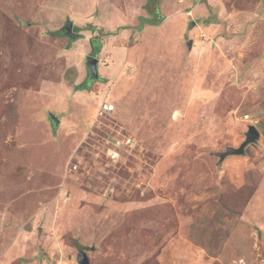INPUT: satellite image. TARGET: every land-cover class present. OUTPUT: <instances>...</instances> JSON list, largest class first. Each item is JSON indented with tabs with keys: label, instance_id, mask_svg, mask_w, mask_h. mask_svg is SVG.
<instances>
[{
	"label": "rangeland",
	"instance_id": "obj_1",
	"mask_svg": "<svg viewBox=\"0 0 264 264\" xmlns=\"http://www.w3.org/2000/svg\"><path fill=\"white\" fill-rule=\"evenodd\" d=\"M160 1L0 0V264H264V0Z\"/></svg>",
	"mask_w": 264,
	"mask_h": 264
},
{
	"label": "water",
	"instance_id": "obj_2",
	"mask_svg": "<svg viewBox=\"0 0 264 264\" xmlns=\"http://www.w3.org/2000/svg\"><path fill=\"white\" fill-rule=\"evenodd\" d=\"M60 33L64 34L66 37H68L71 40L79 39L81 36L80 34L73 32V23L72 22H68L60 30ZM193 44H194L193 40H190L187 42L186 46L189 50H191ZM98 66H99V60L97 58L92 57V56H88L86 58V67H87L88 73L90 75L91 81L99 79ZM51 118L53 119V121L55 120L56 123H59L58 119L55 116L52 115ZM260 136H261V134L255 126H253V125L249 126V130L246 133V139L241 144V146L239 148L230 147L225 152L219 153L218 155H219L220 159L224 160L225 158H227L229 156L245 155L246 148L251 144L257 143L260 139ZM78 261H79V264H90V260L88 258V255L85 252H81Z\"/></svg>",
	"mask_w": 264,
	"mask_h": 264
},
{
	"label": "built area",
	"instance_id": "obj_3",
	"mask_svg": "<svg viewBox=\"0 0 264 264\" xmlns=\"http://www.w3.org/2000/svg\"><path fill=\"white\" fill-rule=\"evenodd\" d=\"M191 16V13L189 14ZM116 110L115 105L104 101L101 103V107L99 109V117H110ZM107 150L105 155L113 162H118L122 159L123 153L128 151L129 149L135 148V142L132 137L120 135L118 137H114L113 139L107 140Z\"/></svg>",
	"mask_w": 264,
	"mask_h": 264
},
{
	"label": "trees",
	"instance_id": "obj_4",
	"mask_svg": "<svg viewBox=\"0 0 264 264\" xmlns=\"http://www.w3.org/2000/svg\"><path fill=\"white\" fill-rule=\"evenodd\" d=\"M149 8H150V10L153 12V14L152 15H154V16H156L155 14H158V13H160V11L158 10V3L157 4H155V3H152L151 4V1H149ZM151 6H152V8H151ZM96 52H99V49L96 51Z\"/></svg>",
	"mask_w": 264,
	"mask_h": 264
},
{
	"label": "crops",
	"instance_id": "obj_5",
	"mask_svg": "<svg viewBox=\"0 0 264 264\" xmlns=\"http://www.w3.org/2000/svg\"><path fill=\"white\" fill-rule=\"evenodd\" d=\"M166 1V0H165ZM201 1V0H200ZM163 3V0L160 1V3ZM187 2V0H170V4H172L173 6V9L174 7L176 8V4H182V3H185ZM169 3V2H168Z\"/></svg>",
	"mask_w": 264,
	"mask_h": 264
},
{
	"label": "flooded vegetation",
	"instance_id": "obj_6",
	"mask_svg": "<svg viewBox=\"0 0 264 264\" xmlns=\"http://www.w3.org/2000/svg\"><path fill=\"white\" fill-rule=\"evenodd\" d=\"M61 35H64V34H61ZM100 78V77H99ZM90 80V75H88V79H87V82Z\"/></svg>",
	"mask_w": 264,
	"mask_h": 264
}]
</instances>
